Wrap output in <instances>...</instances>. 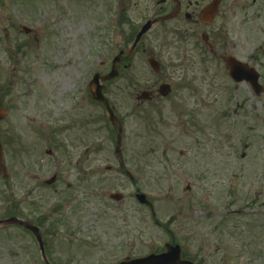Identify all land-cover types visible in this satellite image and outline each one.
Here are the masks:
<instances>
[{
	"label": "rangeland",
	"instance_id": "obj_1",
	"mask_svg": "<svg viewBox=\"0 0 264 264\" xmlns=\"http://www.w3.org/2000/svg\"><path fill=\"white\" fill-rule=\"evenodd\" d=\"M66 1L58 0L54 3L48 0H36L33 6L36 7L37 13H50L55 12L57 8L60 9L62 3ZM69 1H72L70 8L77 12V22L79 21L81 26L80 30H77L78 37H81L85 45L87 43L89 46V41L93 42L96 37L93 25L101 17L99 14L101 0H80L76 6V0ZM243 1L251 9L252 0ZM237 2L240 0H227L226 15L219 16L211 27L214 31L218 29L222 37L217 54L233 55L244 62H249L252 66L256 65L262 75L260 83L264 86V0L253 4V9L258 6L260 12H254L256 18L251 23H245L242 29L238 27V21L242 16L241 7L237 5L236 10L232 5ZM151 3L152 1H147L146 4L151 5ZM9 4L6 0V10L0 6V19L3 14H7ZM221 12H224V7ZM143 14L140 12L139 16L134 15V17L139 18ZM246 15L247 13L243 14V16ZM224 22H226L225 27L222 26ZM124 24L117 25V33L114 36L116 48L125 44L126 37L120 32ZM183 24L191 28L188 24ZM200 34L201 32H198L197 36L187 35V37L165 36L166 42L161 43L163 52L160 61L166 67L177 65L179 84L184 81L192 86L189 91L187 85H180L181 93L191 94L196 103L200 102L197 109H203L201 113H197L203 128L200 131L201 135L196 136V141L202 146L198 150L199 153L194 156L201 157L205 169L198 175L191 165L186 164V161H183L182 170L175 168L174 159L180 157L181 151L187 158L192 156V150L189 151L192 142L190 137L184 136L182 131H176L172 122L164 128L147 129L151 122L146 121L144 125L141 121L142 114L134 109V114L128 117V123L123 126L122 149L132 163L131 172L134 174L137 185L152 201L156 218L160 223H165L175 216L179 206H182L184 210L189 207L196 211H206L214 221L217 218L221 219V214H215V212L216 210L223 212L220 207L225 200L224 196L232 201H239L236 205L240 210H246L247 213L250 212V215H255L245 217L248 224H245L247 232L244 237L241 232L239 235L246 244L255 245L254 253L260 254L257 257L260 264H264V188L260 185L264 181H259L262 179L260 175L264 173L262 171L264 169V93L255 97L247 85L233 86L226 77L220 58H218L219 61H215L210 56H205L202 48L195 50L196 47L201 46ZM156 38L157 35L152 33L146 40ZM94 46L95 44H91V47ZM199 50L200 53H198ZM94 52L98 55L97 50L93 49L91 55ZM184 60H186V67L182 65ZM91 63L85 59L86 83L91 76L87 71ZM141 63L146 66L143 60ZM135 69L139 72L137 76L143 80L145 69L138 61ZM7 75L8 72L5 69L0 70L1 79ZM147 76L151 78L150 73ZM183 78L184 80H181ZM113 83L118 105L120 99L123 106L128 107L129 110L127 94L130 90H126L125 81L119 78ZM123 106L119 105V114L127 112L130 116ZM89 108L90 113H88ZM95 114H99L95 108H86L85 124L88 125L85 126L84 146L81 150L84 152V160L79 166L82 172L72 170L71 166H68L67 171L73 174L68 177L62 175L60 180L52 186L53 190L56 189V193L49 196L48 202L39 207V204L36 206L42 208L39 212L43 213L46 205L53 204L55 209L53 220H51L53 227L57 228V232L67 228V231L61 233L64 239H54L53 263L55 264H112L130 253L132 256H138L158 249L166 241L165 236L157 234L159 230L150 227L148 213L134 200V186L129 181L116 178L113 173L104 174L106 166H117L116 161H113L114 138L103 119L92 122ZM163 115L170 116L169 110H165ZM101 117H103L102 112ZM224 157L230 158V161L235 163L232 165L234 170L239 168L236 164L238 159H241L240 165H242L236 171L239 173L236 175L241 177L240 185L234 189L230 197L226 188L227 184L230 186L233 180L227 174L230 168L225 170L221 168L220 162ZM44 164L38 163L36 167L30 164L29 167H24V171L38 173L48 178L52 170H43ZM97 172L100 174L102 172L104 176L97 175ZM172 172L178 173L179 177L174 178ZM21 178L27 186H34V180ZM255 179H259L258 187L252 189L246 187L242 192L241 184L251 187ZM187 186L190 187V191H187ZM40 192L41 189L38 188L37 193ZM113 192L123 194L122 209L114 207L115 204L108 201L107 195ZM255 193L256 200H252L255 199ZM1 198L3 194L0 195V200ZM9 198L13 199V189L9 192ZM248 198L251 199L247 200ZM73 201L77 203L74 205ZM11 204L10 202L9 205ZM203 206L206 207L203 208ZM183 214L186 220H190L186 211H183ZM195 220L201 222L204 218L198 214ZM228 220L236 221L232 217ZM241 220L242 218H238V221ZM139 224L146 227L145 232H142ZM185 225L189 226L190 222ZM209 225L206 226L210 227ZM171 229L174 230V227L172 226ZM22 245L33 248L31 239H26ZM6 249L8 252L14 251L10 245H6ZM2 253L0 250V254ZM244 253L243 249L240 258L244 256ZM248 253L250 250H247ZM240 261L243 259L238 260L237 263L241 264ZM7 262L9 264H41L39 261L17 259L15 255ZM252 264H258V262Z\"/></svg>",
	"mask_w": 264,
	"mask_h": 264
},
{
	"label": "flooded vegetation",
	"instance_id": "obj_2",
	"mask_svg": "<svg viewBox=\"0 0 264 264\" xmlns=\"http://www.w3.org/2000/svg\"><path fill=\"white\" fill-rule=\"evenodd\" d=\"M147 1H154L155 4L149 7L146 5ZM209 1L179 0L180 11L172 20L173 27L165 23L155 24L147 34L155 32L157 35L165 36L176 32L187 36L196 35L203 28L208 30L210 36H214L215 31L211 27L216 19L208 27L199 21L200 10ZM101 4L108 15V20L105 19V27L99 29L103 35L115 34L118 6L121 12L125 13L126 36H135L148 18H157L173 8L171 0H102ZM239 4L241 5V2ZM232 5L233 8L238 9L235 3ZM223 7V14L226 15L227 0H221L220 10ZM128 11L132 13L128 15ZM139 11L144 14L135 18L134 15L139 16ZM148 14L150 15L142 18ZM47 15L50 16L47 19L48 26L54 25L53 21L65 23V28L61 29L62 34H49L41 28V24L33 23L31 34L24 37L25 39H17L15 45L8 46L9 50L6 49L8 56H2L0 60V70H4L6 60L9 64L8 75L0 78V147L3 164L8 170L12 165L19 170L29 167V164L36 167L38 163H45L43 169H48L54 163L55 173L60 174L58 171L63 169V165L79 164V158L71 155L83 145L86 99L96 110L102 109L99 104L88 99L84 77L85 59L93 63L98 55L95 52L91 55L92 50H85L82 38L78 37L77 27H80L77 20L76 23L74 22L73 14L60 12V14ZM56 15L61 19L55 18ZM183 23L193 25L194 28L189 29ZM44 38L50 39V43L44 42ZM24 40L27 43L20 44ZM147 48L148 46L141 44L139 51L144 53ZM128 76L133 74L128 72ZM105 94L109 98L110 106L115 109V97L110 86L106 87ZM133 96L135 98L138 96L135 89L127 94L130 107L133 106ZM152 103L153 99L136 102L135 106L138 109L148 108L154 106ZM33 174V177H37L36 173ZM0 178L4 186L10 189L11 185L5 183L6 179L3 178L2 173ZM18 179L15 177V180ZM35 199L34 191L27 190L26 186L24 184L21 186L18 181L14 193L13 212L4 210L0 213V218L15 216L36 226L44 243L45 257L50 260L53 234L52 211L46 205L44 212H39L42 208L36 207ZM180 213L181 210L177 216ZM197 215L196 210H190L189 217L192 220H175L176 227L173 231L156 221L153 222L163 234L170 236L173 243L180 245L183 260L191 258L195 264H213V252L225 251L227 245L217 241L216 238H206L205 227L195 220ZM188 222L190 227L186 230V226L182 224ZM22 238L31 239L33 246H36L33 234L26 229L19 226H0V250L3 252L0 254V264H9L7 261L14 255L28 261L41 259L38 248L31 251L28 246L24 247ZM6 245L14 248V252H8Z\"/></svg>",
	"mask_w": 264,
	"mask_h": 264
},
{
	"label": "water",
	"instance_id": "obj_3",
	"mask_svg": "<svg viewBox=\"0 0 264 264\" xmlns=\"http://www.w3.org/2000/svg\"><path fill=\"white\" fill-rule=\"evenodd\" d=\"M218 1L219 0H213V2L204 9V11L202 12V19L210 21L214 17V15L217 11ZM168 18H170V17L163 18L162 20H165ZM154 22L147 23L145 25V27L142 29V32L137 36L136 41L139 40L140 35H142L150 27V25ZM120 55H118L114 59L111 73L105 77L100 78L102 81L112 79L113 77H115L117 75L116 67L119 63V56ZM148 62L151 66L154 67L152 59H149ZM226 63H227V67L229 68V75L234 81L241 82L242 80H246V82H248L250 84L254 93L256 95L260 94V92L262 91V87L258 85V83H257L258 75L252 69H248L246 65L240 64V63L236 62L235 60H233L232 58L226 59ZM91 85H92L91 91L93 94V96H92L93 99H95L97 101H101L102 103H104V105L106 106V110H107L108 114H110V121L112 122L114 117L111 114L110 110L108 109L107 103L100 93L101 90L97 86V80L94 79ZM162 89H166V88L162 87L161 90ZM119 146H120V136L118 135L117 150L116 151L119 150ZM53 180L54 179H51L48 183H51ZM110 197L112 199L118 201L121 199L122 196L121 195H111ZM136 199L138 200V202H140L142 204H146L149 207L151 206L150 203L146 200L144 195L137 194ZM4 223L23 225V226L27 227L29 230H31L33 233H37V230L35 228L27 225L26 223H22L20 221H17L14 218L7 219ZM37 238H38L39 246L42 249V243H41L38 235H37ZM176 263L179 264L178 248L177 247L173 248L172 246H166V252L163 254L155 255V256L151 255V256H147L145 258H141V259H137V260H133V261H129L128 259H126L124 262H122L120 264H176ZM184 264H186V263H184Z\"/></svg>",
	"mask_w": 264,
	"mask_h": 264
}]
</instances>
